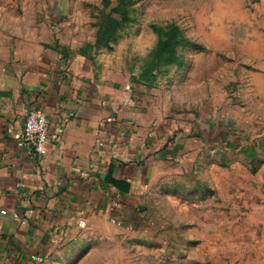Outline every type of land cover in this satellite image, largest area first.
Returning <instances> with one entry per match:
<instances>
[{"label": "rangeland", "instance_id": "1", "mask_svg": "<svg viewBox=\"0 0 264 264\" xmlns=\"http://www.w3.org/2000/svg\"><path fill=\"white\" fill-rule=\"evenodd\" d=\"M46 32L158 89L176 153L40 264H264V0H0V41Z\"/></svg>", "mask_w": 264, "mask_h": 264}, {"label": "crops", "instance_id": "2", "mask_svg": "<svg viewBox=\"0 0 264 264\" xmlns=\"http://www.w3.org/2000/svg\"><path fill=\"white\" fill-rule=\"evenodd\" d=\"M33 108L52 126L42 155L19 144ZM167 113L158 89L54 34L1 40L0 264L45 262L78 236L81 218L132 223L176 153Z\"/></svg>", "mask_w": 264, "mask_h": 264}, {"label": "built area", "instance_id": "3", "mask_svg": "<svg viewBox=\"0 0 264 264\" xmlns=\"http://www.w3.org/2000/svg\"><path fill=\"white\" fill-rule=\"evenodd\" d=\"M52 134V126L45 114L39 109H30L25 116V124L21 134L20 145H28L37 154H44L47 151V142ZM56 140H60L61 133L56 135ZM4 212V211H2ZM78 225L83 228L87 225L84 218L79 219ZM35 260L43 261L40 256H35Z\"/></svg>", "mask_w": 264, "mask_h": 264}, {"label": "trees", "instance_id": "4", "mask_svg": "<svg viewBox=\"0 0 264 264\" xmlns=\"http://www.w3.org/2000/svg\"><path fill=\"white\" fill-rule=\"evenodd\" d=\"M107 37H108V33H107L106 35H103V36L100 38V41H105V40L107 39ZM113 181H114V183H116V184H118V185L121 184V182H118V181H116V180H113Z\"/></svg>", "mask_w": 264, "mask_h": 264}]
</instances>
